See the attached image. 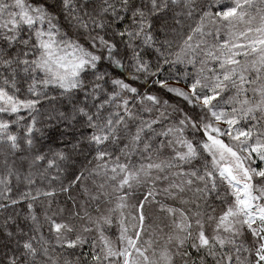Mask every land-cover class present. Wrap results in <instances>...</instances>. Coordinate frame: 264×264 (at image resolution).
Instances as JSON below:
<instances>
[{"label": "snow or ice", "instance_id": "6c2138e0", "mask_svg": "<svg viewBox=\"0 0 264 264\" xmlns=\"http://www.w3.org/2000/svg\"><path fill=\"white\" fill-rule=\"evenodd\" d=\"M0 264H264V0H0Z\"/></svg>", "mask_w": 264, "mask_h": 264}]
</instances>
